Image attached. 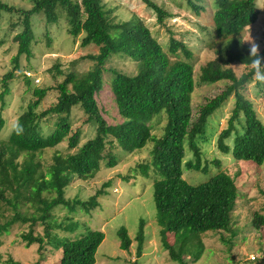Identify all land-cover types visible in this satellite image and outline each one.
<instances>
[{"label":"trees","instance_id":"obj_1","mask_svg":"<svg viewBox=\"0 0 264 264\" xmlns=\"http://www.w3.org/2000/svg\"><path fill=\"white\" fill-rule=\"evenodd\" d=\"M142 1L155 12L157 23L164 24L165 18L171 16L153 0ZM212 1L209 11L212 38L218 39L219 44L214 58L200 68L199 80L229 83L201 104L195 113L191 106L195 86L192 53L184 42L171 36L167 51L163 50L140 18L128 24L111 25L100 0H32L28 9L0 1V14L16 12L21 16L22 29L14 36L17 42V51L12 58L14 70L18 68L21 55H31L30 47L34 41L32 15L42 12L46 23H54L58 19V6L64 8L68 16V33L74 37L82 34V46L93 43L98 47L97 53L85 55L94 62L90 70L77 76L70 72L54 87L58 91L54 104L37 111L38 104L51 87L34 88L35 99L18 116L6 139H0V202L5 205V210L12 212L0 228L16 221L29 222V231L20 236L27 246L38 243L40 249L43 238L50 236L49 226L57 206H65L71 211L79 207L86 212L97 207L98 197L104 194L99 189L85 200H69L65 193L71 181L75 177L93 178L102 162L108 168L115 166L118 163L115 149L131 152L143 147L151 136L150 124L164 116L161 133L153 137L150 151L151 165L157 176L153 182V198L163 247L172 260L186 264L185 246L177 239L169 243L168 233H173L174 237L176 233H191L198 237L208 231L228 230L239 195L235 180L227 175L213 174L205 181L190 184L183 178V171L207 173L209 163L220 166L217 159L207 161L202 158L198 141L205 135L209 118L231 95L235 99L234 105L226 127L218 134V149L224 154L230 153L236 160H250L259 166L264 164V123L257 116L251 100L241 91L251 81L255 70L251 67L248 45L240 34L257 20L259 10L257 0ZM186 2L196 15L206 11L201 0ZM178 50L183 57H179ZM118 53L136 62L137 71L131 75L112 71L111 87L116 107L124 118L112 126L101 114L96 93L103 85L106 61ZM169 53L175 58L171 59ZM261 54H264V48ZM233 64L244 65L246 70L237 75ZM14 70L1 79V106L9 92L7 82L13 78ZM25 78L28 84V77ZM74 106L81 108L86 123L95 125V135L80 146V129L71 128L70 112ZM240 114L244 117L243 122L239 120ZM50 116L56 117L53 128L43 132L40 122ZM4 124L0 111V131ZM228 139L230 144L226 143ZM64 140L67 141L66 153L55 150L49 159L43 157L45 150L55 148ZM186 148L191 154L187 160ZM72 149L74 151L70 152ZM139 168L147 175V165L140 164ZM109 184L110 181H106L102 187ZM38 223L43 225L45 236L34 234L33 227ZM143 225L141 219L135 236L138 255L142 252ZM62 226L70 230L72 222ZM117 235L120 248L128 250L131 238L127 229L121 226ZM103 239L102 230L90 229L75 239L64 241L54 235L50 240L62 250L59 264H95L96 251ZM10 264L18 263L11 261Z\"/></svg>","mask_w":264,"mask_h":264},{"label":"rangeland","instance_id":"obj_2","mask_svg":"<svg viewBox=\"0 0 264 264\" xmlns=\"http://www.w3.org/2000/svg\"><path fill=\"white\" fill-rule=\"evenodd\" d=\"M19 8L28 9L32 0H0ZM76 1V0H73ZM79 1V0H78ZM108 22L113 25L117 22L132 23L142 19L150 29L152 35L167 51L169 38L185 43L192 53L195 86L191 94L192 112L209 97L222 91L229 81L204 83L199 80L200 68L215 56V49L219 40L212 38V22L210 9L212 0H201L206 11L196 15L188 6L186 0H153L168 10L170 17L165 18L164 24L156 21L155 12L142 0H100ZM259 15L257 20L245 27L241 32L243 41H255L264 48V0H257ZM58 19L54 23H46L42 12L31 17L34 41L31 43V55H21L18 68L14 70L12 58L17 51V42L14 36L21 31V16L16 12H1L0 14V92L1 79L4 74L14 70V76L8 80L9 92L4 96V105L0 111L5 120L0 131V139H6L15 125L18 116L32 102L34 88L51 87L37 106V111L46 109L57 100L58 91L54 87L60 83L70 72L76 76L90 70L94 62L85 58L87 54H95L98 47L90 43L86 46L80 44L82 34L74 37L68 33V16L64 8H56ZM113 30V29H111ZM114 31V30H113ZM179 57L183 54L178 50ZM171 59L175 56L168 54ZM235 73L240 75L246 70L241 64L232 65ZM117 70L126 74H135L137 63L122 54H113L105 63L103 72V85L96 93L98 107L102 116L109 125H117L123 121L119 115L115 94L111 87L112 71ZM28 77L29 83L25 81ZM264 83H260L255 75L241 89L242 93L251 100L253 108L264 123ZM234 96L231 95L212 116L206 128L204 137L198 141L203 153V159L211 161L217 159L220 166L209 163L207 173L194 170H184L183 178L190 184L205 181L213 174H223L233 178L238 186L239 195L231 214L230 225L227 231H208L198 237L191 233L173 235L167 234V241L173 243L174 239L180 241L186 248L183 255L186 264H264V164L256 165L250 160H236L230 153H222L217 146V137L227 125L228 118L234 105ZM56 117L50 116L41 120L40 127L43 132L53 128ZM86 116L79 106H74L70 112L71 128L80 129L79 146L95 135V125L85 122ZM240 121L244 117L240 114ZM165 118L153 120L151 123V136L141 148L131 152L118 153L117 164L108 168L101 163L99 171L93 178H74L66 188L65 197L69 200L87 199L97 190L102 189L104 194L98 197L97 207L84 211L76 208L73 211L59 205L53 210L54 218L49 226L50 236L43 235L42 224H35L34 234H42L43 244L39 249L38 243L29 246L21 238V233L30 229L29 222L16 221L6 227L0 228V264H59L62 250L51 243L56 235L62 240L75 239L90 229H100L104 239L99 245L95 264H179L169 257L168 251L163 247L160 235L161 227L157 224L156 210L153 198V182L157 178L151 165V148L153 137L161 133ZM237 127H239L237 125ZM226 143L230 144L228 139ZM67 141L64 140L55 148L45 150L43 157L49 159L55 150L66 153ZM74 149L70 150L73 152ZM191 156L186 148L185 160ZM147 165V175H144L139 165ZM110 181L109 186L102 184ZM12 214L5 210L0 202V224ZM143 225V245L140 255L136 252L137 240L135 236L139 229V221ZM72 222V229H65L62 225ZM124 226L131 238L128 250L120 248L118 229ZM50 237V238H49ZM60 245V243H59ZM202 246V247H200ZM196 247V248H195ZM200 247V249H198ZM188 249V250H187Z\"/></svg>","mask_w":264,"mask_h":264},{"label":"clouds","instance_id":"obj_3","mask_svg":"<svg viewBox=\"0 0 264 264\" xmlns=\"http://www.w3.org/2000/svg\"><path fill=\"white\" fill-rule=\"evenodd\" d=\"M248 55L251 57V67L255 70V77L264 83V54H261L260 45L255 41L248 42Z\"/></svg>","mask_w":264,"mask_h":264}]
</instances>
